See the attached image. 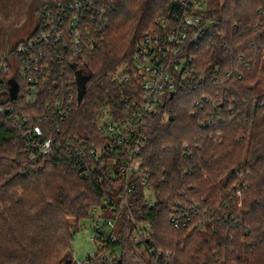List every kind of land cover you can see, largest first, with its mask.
Instances as JSON below:
<instances>
[{"label": "trees", "instance_id": "trees-1", "mask_svg": "<svg viewBox=\"0 0 264 264\" xmlns=\"http://www.w3.org/2000/svg\"><path fill=\"white\" fill-rule=\"evenodd\" d=\"M77 1L0 0V53L13 46L12 35L31 33L25 41L45 29L44 15L57 18L59 5L67 9L56 20L64 26ZM92 1L108 19L102 30L97 15L93 22V11L83 10L82 32L95 48L67 55L63 66L53 63L59 92L72 88L79 96L77 72L86 78L83 100L68 118L40 123L45 137L54 135L55 151L32 162L25 120L0 112V264H70L71 222L90 217L105 196L125 194L91 147L106 141L105 109L123 119L130 115L125 103L143 99L136 44L159 28V17L183 8L175 0ZM202 16L212 25L188 49L193 84L146 117L140 157L156 202L149 205L139 183L128 207L120 208L123 198L118 203L123 264H264V0H208ZM35 51L50 49L39 44ZM125 66L130 79L121 82L114 74ZM15 83L17 90L7 83L4 105L16 104L27 124H39L31 116L41 113L39 104L18 97ZM133 218L151 225L156 253L146 255L126 235Z\"/></svg>", "mask_w": 264, "mask_h": 264}, {"label": "built area", "instance_id": "built-area-1", "mask_svg": "<svg viewBox=\"0 0 264 264\" xmlns=\"http://www.w3.org/2000/svg\"><path fill=\"white\" fill-rule=\"evenodd\" d=\"M207 1L175 0L178 6L183 8L182 12H172L170 17H159L157 19L159 28L136 44L133 68L144 75L143 99L125 103V107L130 111L126 118L117 120L108 111L111 122L102 125L106 141L100 148L104 150L102 151L98 145L91 147V153L95 154L101 167L107 170L108 176L123 183L125 194L115 199L105 196L101 204L91 209L90 217L95 229L93 241L96 246L83 259L76 257L72 251L70 264H123L124 241L117 212L118 203L123 198L124 204H121L120 208L128 207V197L139 183L145 190V200L149 205L156 202V195L148 180L149 173L146 167H143L140 157L146 139L144 131L146 117L150 112L159 109L167 95L193 84L196 68L188 49L198 43L207 27L212 25L210 20L203 21L202 15L207 8ZM64 7L59 5L57 8L59 20L67 10ZM72 8L74 13L69 15L70 18L64 26L62 23L57 24L55 15L46 12L48 15H44L47 21L45 29L37 32L35 37L16 43L9 51L0 53V112L14 113L17 119L25 120V130L22 132L26 137L27 148L31 149L29 158L32 162L51 155L56 149L54 135L45 137V130L40 123L46 118L66 119L75 105H79L78 93L74 95L72 88L68 89V94L57 90L60 79H57L53 63L59 61L57 63L63 66L67 55L77 56L84 50L95 48L94 41L88 40L92 38L91 34L82 32L83 10L93 11L89 12L91 20L93 22L98 20L102 30L108 21L103 17L104 13L100 6H96L92 0L77 1ZM93 14L97 15V20ZM39 44L49 48L50 52L37 53L35 50ZM55 46H59L60 51L55 52ZM52 52L54 55L50 56ZM127 69L126 66L121 67L114 74L119 81H129L130 77L125 73ZM9 81L18 83L20 88L18 97L26 98L29 106L39 104L41 113L31 115L39 124L33 126L27 124L26 115L19 112L16 104L4 105L1 95L7 93ZM45 92L49 94V99H43ZM183 215L185 216V213ZM172 221L179 227L180 222L175 216ZM131 223L126 235L132 244L148 256L156 253L155 242L151 237V225L138 222L134 218Z\"/></svg>", "mask_w": 264, "mask_h": 264}, {"label": "rangeland", "instance_id": "rangeland-1", "mask_svg": "<svg viewBox=\"0 0 264 264\" xmlns=\"http://www.w3.org/2000/svg\"><path fill=\"white\" fill-rule=\"evenodd\" d=\"M34 11H35L36 19H37L38 18V8L36 9L33 7L31 12H34ZM30 34L27 33L26 34L27 36L19 35V37L15 36V34L12 35L11 45H15L16 43L20 42L21 39H27V37ZM20 37H24V38H20ZM258 88L264 90V77H262L261 81L258 83ZM109 122H111V118H109V113L107 109H105V118L101 121V125L103 123H109ZM71 224L74 227V231H75V234L72 240V251L74 252L76 257L83 259L87 256L88 252L92 251L96 246L95 242L93 241L95 229H94L92 218L88 217L85 219H81L79 224L77 225H75L74 222H71Z\"/></svg>", "mask_w": 264, "mask_h": 264}, {"label": "water", "instance_id": "water-1", "mask_svg": "<svg viewBox=\"0 0 264 264\" xmlns=\"http://www.w3.org/2000/svg\"><path fill=\"white\" fill-rule=\"evenodd\" d=\"M77 81H78V91H79L78 98H79V103H81L85 94L86 78H84V76L80 72H77ZM11 83L14 84L15 90H17L18 88L17 84L14 81H11ZM16 97H17V93L13 91V98L15 99ZM171 97H173V94L171 95Z\"/></svg>", "mask_w": 264, "mask_h": 264}]
</instances>
